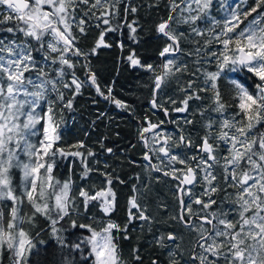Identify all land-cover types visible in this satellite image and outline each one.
Here are the masks:
<instances>
[{"label": "snow or ice", "instance_id": "6c2138e0", "mask_svg": "<svg viewBox=\"0 0 264 264\" xmlns=\"http://www.w3.org/2000/svg\"><path fill=\"white\" fill-rule=\"evenodd\" d=\"M119 2L0 0V34H4L0 35V249L6 248L12 254L13 264H30L29 256L36 248L23 227L25 223H33L39 214L51 221L52 232L56 235L57 223L76 208L72 179L61 182L53 174L57 158L69 155L80 158L82 180L87 179L92 171L87 157L79 150L84 147L83 143L74 145L77 150L71 152L57 146L61 133L55 105L59 101L71 109L72 100L64 103L62 89H74L75 97L85 83L95 87L98 95H104L89 63L82 65L86 72L85 81L77 76L76 68L78 58L83 57L87 61L101 46H110L104 41V33L117 30L112 27L111 20L119 14ZM246 2L241 0V4ZM212 5L213 0H170L168 19L156 27L157 33L168 43L159 53L165 60L161 65L162 71L155 76L151 104L154 109L162 108L168 115V110L157 100L158 90L170 75L187 71L186 65H178L176 59L168 58L182 51L180 42L185 33L172 28V23L176 22L189 25L191 33L196 36L210 34L211 39L205 41V47L215 42L222 48L209 52L215 59L216 71L197 68L204 76V87L194 89L195 81H189L187 89L192 91L174 110L186 112L189 101L202 99L199 92H211V105L201 111V116L209 110L217 116L209 117L205 122V134L199 143H194L182 133L177 139L156 131L160 125L149 122L141 132L148 148L143 159L152 171L163 172L178 181L181 212L173 219L198 236L193 253L185 264H221L222 261L223 264H264V0H255V6L243 11L239 5L226 7L222 0L220 6L227 13L223 20L211 17ZM81 11L83 15H80ZM127 11L128 6H125ZM131 11L136 12V9L131 8ZM254 13L256 15L241 27ZM88 16L97 20L96 27L102 23L105 29L101 31L95 47L84 52L78 46L76 30L81 35L85 34V17ZM202 20L210 21L213 27L207 31L199 28ZM127 27L133 34L130 38L135 40L136 28L133 24ZM216 28L220 30L217 32ZM128 60L134 67L155 71L153 65L142 64L134 52ZM244 71L259 83L252 91L242 80L231 79L235 104L230 105L224 100L218 81L226 73ZM69 75L70 80L66 79ZM53 95L55 100L51 98ZM105 99L117 107H125L112 97L111 88ZM230 107H235L236 111L229 113ZM185 123L193 121L185 120ZM145 133H152L151 142ZM181 147L189 151L195 148V152L191 155L173 152V148ZM87 155H93L91 150ZM153 157L159 162L153 164ZM17 172L19 183L15 179ZM221 180L225 185L223 189ZM111 184L109 177L108 187L94 194L81 187L78 196L85 210L92 202H99L100 210L109 216L115 209V193ZM198 184L203 188L200 196L193 191ZM227 188L235 190L234 199H231L232 193L227 194L229 208L213 211V205L217 203L212 198L213 194L221 190L226 192ZM26 205L30 206L31 214L25 211ZM193 205L200 207L194 209ZM129 206V222L136 218L151 222L147 209L140 207L135 195L129 199ZM131 209H136L138 216ZM73 226H76L75 221ZM79 227L86 228L90 235L71 247L74 251H82L86 245L89 251L85 260L90 258L91 264H125L115 233L126 231L127 226L121 229L119 224L109 219L99 231L91 224H80ZM124 238L127 239L126 236ZM176 239L174 233L167 235L168 241L175 243ZM57 240L67 247L58 235ZM163 240L164 237H160L157 243ZM172 255L170 252L169 256ZM135 258L139 260L138 254ZM170 264L178 262L171 260Z\"/></svg>", "mask_w": 264, "mask_h": 264}, {"label": "trees", "instance_id": "16d2710c", "mask_svg": "<svg viewBox=\"0 0 264 264\" xmlns=\"http://www.w3.org/2000/svg\"><path fill=\"white\" fill-rule=\"evenodd\" d=\"M221 2L222 0H213L210 10L211 17L217 20H223L227 15L223 10L224 8L222 9L220 6ZM227 3L229 5V1ZM125 6H128L127 12H125ZM239 6L243 11L255 5L251 4V0H247L246 6L242 8L241 2H239ZM131 8H135L136 12H132ZM169 11L170 0H120L118 5L119 14L111 20L112 27L117 30L107 32V44L110 45V49L104 48L102 51L96 52L87 61L83 57L78 58L77 76L81 81H85L86 72L82 65L89 63L92 72L96 75L97 84L104 95H98L95 87L88 83H85L80 90V94L75 97H73L74 89H62L64 91V103L72 100V108L64 107V104L59 101L56 102V119L60 122L59 131L61 133V139L57 142V146L65 152H71L77 150L73 147L74 145L83 143L84 147L79 150L87 157L88 166L92 171L87 179L82 180L83 166L80 158L71 155L66 158H57L53 174L61 182L69 178L72 179L73 195L76 196V208L57 223L55 227L58 233L56 235L52 232L51 221L39 214H37L33 223L23 225L36 245L33 253L29 256L30 264H67V262L76 264L75 257L77 255L80 261L79 264H91L90 258L84 259L88 256L89 251L86 245L82 251H74L71 246L90 235L86 228L79 227L80 224H91L99 231L104 224L101 217L103 215L99 202H92L85 210L83 202L78 196L81 187L94 194L95 191L108 187L107 180L110 177L112 179L111 188L115 193L116 208L129 205V199L134 195L143 202H147V206L169 205L171 198L164 185L169 184V181L145 168L143 161L144 146L140 137V132L146 125V120L151 123L159 122V117L153 113L150 102L153 99L155 76L159 74V69H161V65L165 60L160 58L159 53L168 41L164 36L157 33L156 27L162 21L168 19ZM80 15H83L82 11ZM85 19L87 20L86 32L81 35L76 30L77 43L84 52H90L99 39L100 27L90 23V16L85 17ZM249 20H245L244 24ZM128 24H133L136 28L135 40L130 38L133 34L127 27ZM101 25L103 26V24ZM198 27L207 31L213 26L210 21L202 20L199 22ZM172 28L185 33L180 42L182 51L178 54V65H186L187 71L175 72L172 76L170 75L158 91V98L160 104L169 111V118L172 119L175 116L177 119L176 131L178 133L175 134L176 138L178 139L181 133L191 138L192 133H189L191 128L200 130L203 127L201 122L204 115L201 116V111L206 107H210L211 103L209 101H211L212 93L199 92L202 99L189 101L188 111L183 112L182 115H179L181 112L178 113L174 109L180 107V101L192 91L187 89L189 81H195L194 89L204 87V76L202 72L197 71V68L216 71L215 59L210 57L209 52L219 51L222 46L213 42L205 47V41L211 39L210 34L196 36L191 33L189 25L173 22ZM219 30V28H216L217 32ZM117 42L121 43V49L118 48ZM198 48L200 49L199 53H197ZM133 52L142 64L153 65L155 71H148L144 67H133L128 60V56ZM246 74L245 71L239 74L236 73V79L248 83L251 77L249 73ZM234 75L235 73H226L218 81L221 94L230 105L235 104L233 99L234 88L230 83V78H233ZM66 79L70 80V75ZM109 88L112 89V97L120 100L125 107H117L114 102L105 99ZM169 88L172 92L170 97L169 93L166 94ZM164 92V96L167 97L168 95L167 99L160 97L161 93ZM51 98L56 99L55 95ZM172 100H175L176 103H171ZM235 111V107L228 109L229 113ZM212 113L213 115L210 117L216 118L217 114ZM185 120H191L193 123L186 124ZM108 149H111V152ZM89 150L93 153L92 156L87 155ZM178 151L184 153L183 150ZM15 179L16 183H19L18 172ZM145 181L153 184L154 187L149 190V187L143 184ZM153 181L155 184L151 183ZM134 187L137 190L135 192ZM229 190L235 192L232 188H229ZM148 198L150 203L146 200ZM139 205H143V203ZM25 211L31 214L30 206L26 205ZM90 213L95 217L89 219ZM53 216H55V213H53ZM110 216H113L112 213ZM73 221H75V227ZM57 235L64 240L67 247L58 243ZM11 255L6 248L0 249V264H13Z\"/></svg>", "mask_w": 264, "mask_h": 264}, {"label": "flooded vegetation", "instance_id": "af4514ba", "mask_svg": "<svg viewBox=\"0 0 264 264\" xmlns=\"http://www.w3.org/2000/svg\"><path fill=\"white\" fill-rule=\"evenodd\" d=\"M251 4L255 5V0H251ZM238 5L239 3L237 4V6ZM245 5H247V2L244 4V6ZM255 15L256 14L254 13L253 16L249 17L248 19L251 20ZM90 23L96 26L98 22L94 17L90 16ZM101 24H100V29L98 33L99 38H100L101 31L105 29L104 25L102 26ZM107 32L108 31H105L104 33V41L106 44L108 43L107 42ZM104 48L110 49V47L101 46L100 48L97 49L96 52H100ZM161 59H165V58L163 57ZM161 69H159V71H161ZM246 75H248V73ZM236 78L237 77L235 73L233 78H230V79H236ZM245 84L246 86L250 87V82L245 83ZM170 90L171 89L169 88L167 92L165 91L166 94L169 93V97L172 95V92H170ZM165 92L163 94L161 93L160 97L162 99L168 98V95L167 97L164 96ZM157 100L159 102L158 95H157ZM209 102L211 103V101ZM150 105H151V102H150ZM152 111L155 114V116L159 117V122L153 123V124L160 125V128L157 129L156 131H162L166 134H170L173 137H176L175 134L178 132L176 131V120L177 119L175 118V116H173L172 119H170L169 111H168V115H165L162 108H157L156 110H152ZM212 115L213 113L211 111H207L204 113V116H203L204 118L202 119V122H201V124H203V127H201L200 130L196 128H191V131L189 133H192L191 139L194 141V143H199L200 137H202L205 134L204 124L208 120V118ZM149 122H150L149 120H146L145 122L146 125L144 126V128L148 126ZM150 136H152V133L146 135L147 138H149ZM149 142H151L150 139H149ZM184 149L185 148L183 147L178 148V149L174 148L173 152L175 153L176 151V153H179L178 150H183L184 153L187 152L189 155L195 152V148H193L191 151H189L188 149H185L184 151ZM145 152L146 150L144 147V154ZM144 154H143V157H144ZM158 162L159 161L157 160L156 157L152 158L153 164H156ZM147 164L148 162L144 161L145 168H147L152 173L159 175V177H161L162 179L169 181V184L168 183L164 184L165 189L168 190L167 191L168 195L171 198L169 201V205H163V206L161 205L159 207L147 206V202H143L141 199L137 198V202L139 204L143 203V205H140V207L147 209L146 214L151 217L150 223L146 221H141L138 218L133 219L131 222H129V210H130L129 205L123 206V207H117V208L115 207L114 211L112 212V215H113L112 217L110 216L111 213L109 214V216L106 217L102 211L101 213L103 216L101 215L100 216L102 217L103 223H106L107 220L111 219L115 223L119 224L121 229H125V226H127L126 231L115 233V235L119 238L118 244H119L120 251L122 254V259L125 261V264H153L154 261H157L158 264H170L171 260L177 261L178 264H185V262L189 260L190 256L193 253V249L195 247L198 236H197V233L185 228L181 223H179L178 220L173 219V217L179 216L181 212V208H180V204L178 200V190H177L178 181L171 179V176L163 175V172L152 171L149 167H146ZM176 167L179 168L182 166L176 165ZM145 182H143V184L144 186H148L149 190L150 188L154 187L153 184H150L147 181ZM151 183H154V181ZM220 187L222 189L225 188V185L223 184L222 180H221ZM193 191L196 196H200L203 192V188L200 184H198L195 186ZM228 193L233 194V196L231 197V199H233L234 192L230 191L229 188H227L226 192L224 190H221L213 194L212 198L217 201V203L213 205V208H212L213 211H216L217 209H228L229 208V202H228L229 197L227 196ZM184 199L185 201H187L188 197L185 196ZM204 199L207 200L208 197L205 196ZM146 200L150 203L149 198ZM199 207H200L199 205H193L194 209H198ZM131 211L138 216L136 209H131ZM93 217L95 216H93L92 213H90L88 216L89 219ZM169 233H174L176 235L177 239L175 243L167 240V235ZM125 236L127 237V239L124 238ZM160 237H164V240L162 241V243H157V240ZM195 251L199 252V249H195ZM170 252L173 254L172 256H169ZM137 254L139 256V260L135 258ZM79 262L80 261L77 255V257H75V263L79 264ZM221 264H223V261L221 262Z\"/></svg>", "mask_w": 264, "mask_h": 264}, {"label": "rangeland", "instance_id": "374dc122", "mask_svg": "<svg viewBox=\"0 0 264 264\" xmlns=\"http://www.w3.org/2000/svg\"><path fill=\"white\" fill-rule=\"evenodd\" d=\"M229 1V5H231L233 8L237 7V4L239 2H241V0H224V3H225V6L228 4L227 2ZM245 4V3H244ZM244 4H242V8L244 7ZM246 6V5H245ZM223 9V8H222ZM225 11V9H223ZM226 12V11H225ZM248 23V22H247ZM247 23H245L244 25H242L241 27H244ZM117 45H119V43L117 42ZM179 55L175 56V57H168V58H174L176 59L177 61V64H178V60H179ZM240 73V72H239ZM172 76V75H171ZM250 77H251V80L249 81L250 82V89L253 91V89H255V85L257 84V80L251 76L250 74ZM179 113V112H178ZM182 115V113H179ZM149 139L151 140V136L149 137ZM174 150V148H173ZM234 199V198H233Z\"/></svg>", "mask_w": 264, "mask_h": 264}, {"label": "water", "instance_id": "95a60500", "mask_svg": "<svg viewBox=\"0 0 264 264\" xmlns=\"http://www.w3.org/2000/svg\"><path fill=\"white\" fill-rule=\"evenodd\" d=\"M177 54V53H176ZM161 57V56H160ZM161 58H163V57H161ZM161 71H162V69H161ZM160 71V72H161ZM151 107H152V104H151ZM157 109V108H156ZM156 109H154L153 107H152V110H156ZM142 132V131H141ZM141 132H140V137L142 138V136H141ZM148 134H150V133H145V136L146 135H148ZM143 141V144H144V147H145V142H144V139L142 140ZM145 150H146V152L148 151V148H146L145 147ZM145 161V160H144ZM145 162H147V161H145ZM164 175V174H163ZM172 179V178H171ZM179 196H180V193L178 192V200H179ZM180 204V203H179Z\"/></svg>", "mask_w": 264, "mask_h": 264}, {"label": "bare ground", "instance_id": "6f19581e", "mask_svg": "<svg viewBox=\"0 0 264 264\" xmlns=\"http://www.w3.org/2000/svg\"><path fill=\"white\" fill-rule=\"evenodd\" d=\"M179 54V52L176 54V55H178ZM159 91V90H158Z\"/></svg>", "mask_w": 264, "mask_h": 264}]
</instances>
